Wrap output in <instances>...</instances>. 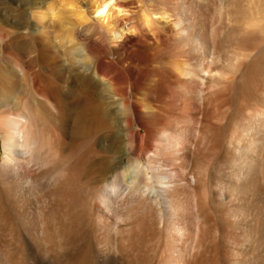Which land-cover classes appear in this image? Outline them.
I'll return each mask as SVG.
<instances>
[{
    "label": "bare ground",
    "instance_id": "6f19581e",
    "mask_svg": "<svg viewBox=\"0 0 264 264\" xmlns=\"http://www.w3.org/2000/svg\"><path fill=\"white\" fill-rule=\"evenodd\" d=\"M0 264H264V0H0Z\"/></svg>",
    "mask_w": 264,
    "mask_h": 264
}]
</instances>
